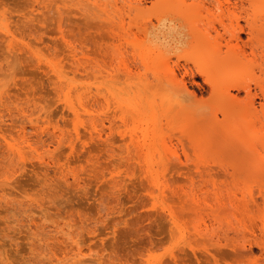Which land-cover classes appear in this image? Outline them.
I'll list each match as a JSON object with an SVG mask.
<instances>
[{"label": "rangeland", "instance_id": "rangeland-1", "mask_svg": "<svg viewBox=\"0 0 264 264\" xmlns=\"http://www.w3.org/2000/svg\"><path fill=\"white\" fill-rule=\"evenodd\" d=\"M161 1L0 0V264H264V0Z\"/></svg>", "mask_w": 264, "mask_h": 264}, {"label": "bare ground", "instance_id": "bare-ground-1", "mask_svg": "<svg viewBox=\"0 0 264 264\" xmlns=\"http://www.w3.org/2000/svg\"><path fill=\"white\" fill-rule=\"evenodd\" d=\"M131 1L133 2V0H131ZM163 1H164V0H163ZM163 1H161V4L163 3ZM185 1H186V0H185ZM213 1H214V0H213ZM257 1L259 2L260 0H257ZM165 2H166V1H165ZM217 2H218V0H217ZM244 2H245V1H244ZM246 2H247V1H246ZM248 2H249V1H248ZM254 2H255V1H254ZM127 3H128V2H127ZM215 3H216V2H215ZM256 3H257V2H256ZM256 3H255V4H256ZM259 3H260V2H259ZM262 3H263V2H262ZM133 4H134V3H133ZM180 4H182V3H180ZM165 5L167 6V4H165ZM165 5H164V6H165ZM183 5H185V4L183 3ZM194 5H195V4H194ZM216 5H217V3H216ZM218 5H219V4H218ZM220 5H221V4H220ZM260 5H261V4H260ZM172 6H173V5H171L170 7H172ZM250 6H251V5H250ZM256 6L258 7V5H256ZM263 6H264V4H263ZM186 7H187V5L184 6V8H186ZM196 7H197V6H196ZM196 7H195V8H196ZM218 7H220V6H218ZM243 7H244V6H243ZM243 7H242V8H243ZM168 8H169V7H168ZM168 8H167V9H168ZM223 8H224V7H223ZM223 8H220V9H223ZM254 8H255V7H254ZM261 8H262V7H261ZM261 8H260V9L258 8V9L261 11ZM124 9H125V8H124ZM136 9L139 10V8H136ZM186 9H187V8H186ZM192 9H193V8H192ZM220 9H218V11H219ZM228 9H229V8H228ZM256 9H257V8H256ZM168 10H169V9H168ZM194 10H195V9H194ZM194 10H193V11H194ZM253 10H254V9H253ZM263 10H264V9H262V11H261L262 13L264 12ZM124 11H125V10H124ZM160 11H161V10H160ZM163 11H164V10H163ZM166 11H167V10H166ZM187 11H188V10H187ZM195 11H196V10H195ZM251 11H252V10H251ZM145 12H146V11H145ZM164 12H165V11H164ZM175 12H176V11H175ZM184 12H186V11H184ZM184 12H183V13H184ZM188 12H189V11H188ZM190 12H192V11H190ZM228 12H229V11H228ZM252 12H253V11H252ZM127 13H128V12H127ZM129 13H130V9H129ZM148 13H149V11H148ZM223 13H224V12H223ZM232 13H233V12H232ZM255 13L257 14L258 11H254V15H253V17H249V18H251V19L253 18V20H254L253 24H252V22L250 21L251 24H252V25L249 24V26H250V28H251V29H250V32H253V34H255L256 31L258 30L257 34H258V33L260 34V35L258 34V36H262V35H264V23L261 22V21H264V19H263V20H260V19H261L262 17L264 18V16H263V15L260 16L261 18L259 17V18H260V19H259V18H258L259 14H257V15H258V16H257ZM141 14H143V12H141ZM186 14H188V13H186ZM186 14H185V15H186ZM213 14H214V13H213ZM252 14H253V13H252ZM189 15H190V13H189ZM192 15H193V14H192ZM192 15H191V16H188V17H192ZM254 16H255V17H254ZM185 17H186V16H185ZM194 17H195V16L193 15V18H194ZM210 17H211V16H210ZM222 17H223V16H222ZM249 18H248V19H249ZM186 19H187V18H186ZM214 19H215V18H214ZM256 19H258V20H256ZM221 20H222V19H221ZM229 20H230V19H229ZM259 20H260V22L262 23V24H260V25H258L259 23L256 22V21H259ZM188 21H189V20H188ZM217 21H218V20H217ZM222 21H223V20H222ZM231 21H232V19H231ZM248 21H249V20H248ZM209 22H210V21H209ZM109 23H110V22H109ZM211 23H212V22H211ZM222 23H223V22H222ZM256 23H257V24H256ZM111 24H113V26H117V24H115V23H111ZM114 24H115V25H114ZM215 24H216V23H215ZM220 24H221V23H220ZM224 24H225V27H227V26H226V23H224ZM231 25H232V24H231ZM256 25H257V26H256ZM111 26H112V25H111ZM113 26H112V28H113ZM209 26H210V25H209ZM105 27H106V26H105ZM214 27H215V26H214ZM106 28H107V27H106ZM118 28H119V27H117V29H118ZM212 28H213V27H212ZM227 28H228V27H227ZM240 28H241V27H240ZM119 29H120V28H119ZM216 29H217V27H216ZM111 30H112V29H111ZM211 30H212V29H211ZM223 30H224V29H223ZM228 30H230V29H228ZM241 30H243V28H241ZM244 30H245V29H244ZM118 31H119V30H118ZM190 31H191L192 34H193V31H192V30H190ZM231 31H232V30H231ZM234 31H235V29H233L232 32L234 33ZM114 32H116V31H114ZM197 32H198V31H196V33H197ZM215 32H216V31H215ZM217 32H218V31H217ZM238 32H239V31H238ZM254 32H255V33H254ZM236 33H237V32H236ZM197 34H199V33H197ZM226 34H227V33H226ZM228 34H229V33H228ZM234 34H235V33H234ZM234 34H233V35H234ZM257 34H256V36H257ZM261 34H262V35H261ZM118 35H119V34H118ZM196 36H197V35H196ZM200 36H201V35H200ZM254 36H255V35H254ZM258 36H257V37H258ZM232 37H233V36H232ZM239 38H240V36H239ZM239 38H238V36H237L236 39L238 40ZM254 41H255V40H254ZM258 42H259V41H258ZM105 43H106V42H105ZM105 43H103V44H105ZM257 44H258V43H257ZM259 44H260V43H259ZM101 45H102V44H101ZM105 46H106V45H105ZM107 46H108V45H107ZM107 46H106V47H107ZM237 46H239V45L237 44ZM257 46H258V45H257ZM261 46H262V45H261ZM100 47H101V46H100ZM107 48H108V47H107ZM72 49H73V48H72ZM74 49H75V48H74ZM101 49H102V47H101ZM219 49H220V48H219ZM227 49H228V48H227ZM229 49H231V48H229ZM229 49H228V50H229ZM103 50H104V49H102V52H103ZM229 51L233 52L232 49L229 50ZM229 51H228V52H229ZM118 52H119V51H118ZM122 52H123V51H122ZM83 53H84V52H83ZM104 53H106V52H104ZM108 53H110V52H108ZM108 53H107V54H108ZM115 53H116V52H115ZM135 53H137V52H135ZM214 53H215V52H214ZM221 53H222V52H221ZM221 53H220V54H221ZM77 54H79V53H77ZM102 54H103V53H102ZM118 54L120 55V52H119ZM118 54H117V57H118ZM126 54H127V53H126ZM105 55H106V54H105ZM105 55H104V58H105ZM111 55H113V54H111ZM127 55H128V54H127ZM215 55L217 56L218 53H216ZM230 55H231V54H230ZM237 55H238V54H237ZM113 56H114V55H113ZM211 56H212V55H211ZM218 56H219V55H218ZM218 56H217V58H216L218 62H217L216 60H215V61L211 60L212 57H210L209 59L212 61L211 64H213L214 67H215L216 69H218L217 71H219V73H220V71L226 67V66H225V67H222V66H223L222 62H223V63H227L226 61H228V58L224 59L225 57H227V55H226L225 57H223V55H222L223 58H221V57L218 58ZM124 57H125V56H124ZM240 57H242V56H240ZM118 58H119V57H118ZM109 59H110V58H109ZM212 59H213V58H212ZM219 59H220V60H219ZM222 59H224V60H222ZM112 60H113V58H112ZM79 61H81V60H79ZM89 61H90V60H89ZM115 61H116V59H115ZM229 61H231V58H230ZM90 62H91V61H90ZM113 62H114V61H113ZM220 62H221V63H220ZM85 63H86V62H85ZM109 63H110V62H108V64H109ZM111 63H112V62H111ZM214 63H215V64H214ZM218 63H219V65H218ZM75 64H77V63H75ZM205 64H207V63H205ZM220 64H221V65H220ZM228 64H229V63H228ZM228 64H227V65H228ZM78 65H79V64H78ZM213 65H212V66H213ZM216 65H217V66H216ZM75 66H76V65H75ZM219 66H221L222 69L219 68ZM262 66H263V65H262ZM86 67H87V66H86ZM91 67H92V66H91ZM91 67H90V68H91ZM207 67H208V66H207ZM76 68H80V67H76ZM87 68H88V67H87ZM104 68H105V67H104ZM116 68H117V67H116ZM82 69H83V68H82ZM121 69H122V68H121ZM201 69H202V68H201ZM206 69H207V68H206ZM78 70H79V69H78ZM113 70H114V69H113ZM118 70H119V69H118ZM162 70H163V69H162ZM249 70H250V69H249ZM92 71H94V69H92ZM95 71H96V70H95ZM163 71L167 72L166 69L163 70ZM168 71H169V70H168ZM84 72H85V70H84ZM88 72H89V71H88ZM88 72H87V73H88ZM176 72H177V71H176ZM204 72H205V71H203V73H204ZM262 72H263V71H262ZM122 73H123V72H122ZM132 73H134V72H132ZM169 73L172 74L171 77L169 76L171 79H172V77H173L174 79L176 78V77H175V76H176V75H175V72H174L173 70H171ZM205 73H206V72H205ZM207 73H208V72H207ZM207 73H206V74H207ZM254 73H255V72H254ZM85 74H86V73H85ZM117 74H118V72H117ZM117 74H116V75H117ZM126 74H127V73H126ZM134 74H135V73H134ZM166 74H167V73H166ZM209 74H210V73H209ZM122 75H123V74H121V76H122ZM58 76H60V75H58ZM86 76H87V75H86ZM128 76H130V75H128ZM133 76H134V75H133ZM133 76H130V77H133ZM203 76H205V75H203ZM118 77H119V76H118ZM167 77H168V76H167ZM215 77H216V75H215ZM60 78H61V77H60ZM98 78H99V77H98ZM119 78L122 79L123 77H122V78L119 77ZM130 79H132V78H130ZM174 79H173V80H174ZM176 79H177V78H176ZM246 79H247V78H246ZM251 79H252V78H251ZM173 80H172V81H173ZM213 80H215V79H213ZM176 81H177V80H176ZM243 81H245V80H243ZM246 81H247V80H246ZM174 82H175V81H174ZM178 82H179V79H178ZM175 83H177V82H175ZM179 83H180V82H179ZM181 83L183 84V81H181ZM181 83H180V84H181ZM59 84H60V83H59ZM256 84H257V83H256ZM263 84H264V83H263ZM64 85H65V83H64ZM242 85H243V84H242ZM181 86H182V85H181ZM181 86H179V88H180ZM243 86H244V87H245V86L247 87V88H244V89H243L244 91H245V90L247 91V89L249 90L248 85H246V84L244 83ZM249 86H250V84H249ZM256 86H257V85H256ZM261 86H262V85H261ZM177 87H178V86H177ZM183 87H185V86H183ZM237 87H238V86H236V88H237ZM262 87H263V86H262ZM262 87H261V88H262ZM263 88H264V87H263ZM237 89H238V88H237ZM239 89H240V90H238V91H241V87H239ZM102 90H104V89H102ZM250 90H251V89H250ZM7 91H8V90H7ZM104 92H106V91H104ZM248 92H249V91H248ZM5 93H6V92H5ZM60 93H61V92H60ZM106 94H107V93H106ZM250 94H251V93H250ZM228 95H229V97H231L232 99L229 98V97H228V98L231 99V100L233 101V102H230L231 106L235 108V105H236L237 100H235V98H233V97L231 96L230 92L228 93ZM248 95H249V94H248ZM105 96H106V95H105ZM249 96H250V95H249ZM10 98H11V97H10ZM108 98H110V97H108ZM225 98H226V97H225ZM3 99H4V97H3ZM105 99H106V98H105ZM233 99H234V100H233ZM5 102H7L6 99H5L4 103H5ZM99 102H100V101H99ZM226 102H228V101H226ZM100 103H101V102H100ZM228 103H229V102H228ZM2 104H3V103H2ZM7 104H8V103H7ZM109 104H110V103H109ZM251 104H252V103H251ZM8 105H9V104H8ZM8 105H7V106H8ZM253 105H254V104H253ZM1 106H2V105H1ZM9 106H10V105H9ZM95 106H96V105H95ZM231 106H230V107H231ZM4 107H5V106H4ZM93 107H94V106H93ZM232 107H231V108H232ZM21 108H22V107H21ZM227 108H229V107H227ZM239 108H240V107H239ZM70 109H73V110H74L75 108H74L73 106H72V107L70 106ZM229 109H230V108H229ZM246 109H247V108H246ZM227 110H228V109H227ZM76 111H77V110H76ZM244 111H245V110H244ZM232 112H233V110H232ZM23 113H24V112H23ZM65 113H66V112H65ZM67 113H68V112H67ZM253 113H254V112H253ZM24 114H26V113H24ZM31 114H32V113H31ZM34 114H35V113H34ZM76 114H77V113H76ZM234 114H236V113L233 112L232 115H234ZM238 114H239V113H238ZM255 114H256V113H255ZM255 114H254V115H255ZM49 115H50V114H49ZM49 115H48V116H49ZM64 115H65V114H64ZM110 115H111V114H110ZM110 115H107V116L109 117ZM249 115H250V113H249ZM249 115H248V116H249ZM31 116H33V115H31ZM71 116H72V115H71ZM227 116H228V115H227ZM234 116H235V115H234ZM256 116H258V115H256ZM49 117H50V116H49ZM66 117H67V116H66ZM110 117H112V115H111ZM235 117H239V116H235ZM235 117H234V119H236ZM259 117H260V116H259ZM70 118H71V117H70ZM115 118H116V117H115ZM246 119H247V118H246ZM249 119H250V117H249ZM249 119H248V120H249ZM251 119H252V118H251ZM39 120H41V119H39ZM248 120H247V121H248ZM27 121H28V120H27ZM36 121H37V120H36ZM36 121H35V122H36ZM102 121H103V120H102ZM110 121H111V120H110ZM110 121H109V122H110ZM229 121H230V120H229ZM234 121H235V120H234ZM234 121H233V122H234ZM22 122H23V121H22ZM33 122H34V120H33ZM33 122H32V123L30 122L29 124H34ZM39 122H40V121H39ZM109 122H108V123H109ZM112 122H113V121H112ZM112 122H111V123H112ZM260 122H261V121H260ZM230 123H231V122H230ZM262 123H263V122H262ZM262 123H259V124H262ZM23 124H24V123H23ZM39 124H40V123H39ZM113 124H114V123H113ZM113 124H112V125H113ZM115 124H116V123H115ZM19 125H22V124H19ZM34 125H36V124H34ZM102 125H103V123H102ZM109 125H110V124H109ZM112 125H111V126H112ZM248 125H249V124H248ZM248 125H247V126H248ZM262 125H264V124H262ZM24 126H25V124H24ZM31 126H32V125H31ZM99 126H100V125H99ZM247 126H246V127H247ZM20 127H21V126H20ZM38 127H39V126H38ZM93 127H94V126H93ZM106 127H108V126H106ZM112 127H113V126H112ZM112 127H111V128H112ZM242 127H243V126H242ZM249 127H251V126H249ZM23 128H24V127H23ZM94 128H95V127H94ZM98 128H100V127H98ZM111 128H109V129H111ZM101 129L103 130V128H101ZM106 129H108V128H106ZM106 129H105V131H106ZM112 129H113V128H112ZM247 129H248V128H247ZM251 129H252V127H251ZM253 129H255V128H253ZM1 130L4 131V129H1ZM24 130H25V129H24ZM39 130H40V129H39ZM27 131H28V130H27ZM94 131H95V130H94ZM100 131H101V130H100ZM100 131H99V132H100ZM110 131H111V130H110ZM112 131H113V130H112ZM146 131H147V130H146ZM240 131H241V130H240ZM256 131H257V130H256ZM261 131H262V130H261ZM19 132H20V131H19ZM21 132H22V130H21ZM91 132H92V131H91ZM103 132H104V131H103ZM245 132H246V131H245ZM263 132H264V129H263L262 133H263ZM0 133H1V131H0ZM93 133H95V132H92V134H93ZM105 133H106V132H105ZM247 133H249V131H248ZM259 133H260V132H259ZM262 133H261V134H262ZM2 134H3V132H2ZM25 134H26V133H25ZM63 134H65V133L63 132ZM63 134H62V135H63ZM95 134H96V133H95ZM237 134H238V133H237ZM252 134H253V133H252ZM256 134H258V133H256ZM261 134H260V135L258 134V136H259L258 138L260 139V140L257 141V144H258V145H259V144L262 145V143H258V142L264 140L263 138H261ZM4 135H5V132H4ZM101 135H102V133H101ZM106 135H108V134H106ZM106 135H105V136H106ZM109 135H110V134H109ZM109 135H108V136H109ZM147 135H148V134H147ZM147 135H146V137H147ZM151 135H153V133H152ZM151 135H150V136H151ZM247 135H248V134H247ZM247 135H245L246 142H247V144H249V146H251L250 144H251L252 142H251V141H250V143H248V142H249V140H250V137H252L254 134H253L252 136H250V137H248ZM249 135H251V133H250ZM6 136H7V135H6ZM22 136H23V135H22ZM63 136H64V135H63ZM92 136H93V135H92ZM110 136H111V135H110ZM110 136H109V137L106 136L107 138H105V139H108V138H109V140H112V139H110ZM153 136H155V135H153ZM246 136H247L248 138H247ZM254 136H255V135H254ZM262 136H263V134H262ZM19 137H20V136H19ZM114 137H115V136H113V139H115ZM263 137H264V136H263ZM5 138H6V137H5ZM20 138H21V137H20ZM62 138H63V137H62ZM62 138H59V140L62 139ZM80 138H81V137H80ZM98 138H100V140H101L100 135L97 137V139H98ZM111 138H112V137H111ZM229 138H230V137H229ZM252 138H253V137H252ZM255 138H257V137H255ZM9 139H10V136L7 138V140L4 139L5 141L3 140V143L6 142L8 148L11 149L12 146H11V143H9V141H8ZM21 139H22V138H21ZM56 139H57V138H56ZM63 139H64V138H63ZM65 139H66V138H65ZM97 139H96V140H97ZM133 139H134V138H133ZM146 139H147V138H145V140H146ZM150 139H151V138H150ZM152 139H153V138H152ZM0 140H1V139H0ZM12 140H13V141H12ZM12 140H10V141H11V142H14V139H12ZM59 140H58V141H59ZM93 140L95 141V139H93ZM98 140H99V139H98ZM109 140H108V141H109ZM256 140H257V139H256ZM7 141H8V142H7ZM52 141H53V140H52ZM113 141H114V140H113ZM117 141H118V140H117ZM117 141H116V142H117ZM120 141H121V140H120ZM132 141H133V140H132ZM65 142H66V140H65ZM72 142H73V141H72ZM102 142H105V141H102ZM114 142H115V141H114ZM133 142H134V141H133ZM241 142H242V141H241ZM262 142H264V141H262ZM6 143H5V146H6ZM98 143H99V142H98ZM253 143H254V141H253ZM253 143H252V146L254 145ZM1 144H2V141H1L0 145H1ZM106 144H107V141H106L105 145H106ZM114 144H116V143H114ZM133 144H134V143H133ZM139 144H140V143H139ZM2 145H3V144H2ZM59 145H60V144H59ZM62 145H63V144H62ZM62 145H61V146H62ZM108 145H109V144H108ZM116 145H119L118 142H117ZM122 145H123V144H122ZM130 145H131V144H130ZM136 145H137V143H136ZM255 145H256V144H255ZM76 146H77V145H76ZM137 146H138V145H137ZM243 146H244V143H243ZM243 146H242V147H243ZM252 146H251V147H252ZM262 146H264V145H262ZM1 147H3V149L6 148V147H4V145H3V146H0V148H1ZM104 147H105V146H104ZM106 147H107V146H106ZM109 147H110V145H109ZM120 147H121V146H120ZM141 147H142V146H141ZM155 147H156V145H155ZM8 148H6V149H8ZM13 148H14V147H13ZM111 148H112V146H111ZM114 148H115V147H113V149H114ZM134 148H135V150H136V146L133 147V151H134ZM138 148H139V147H138ZM252 148H253V147H252ZM256 148H257V147H256ZM6 149L4 150V152L6 151ZM130 149H131V148H130ZM130 149H129V150H130ZM247 149H248V148H247ZM74 150H75V149H74ZM76 150H77V149H76ZM248 150H249V149H248ZM253 150H254V148H253ZM253 150H252V151H253ZM7 151H9V150H7ZM113 151H114V150H113ZM113 151H111V152H113ZM2 152H3V151H2ZM2 152H1V157H3L2 154H8V153H4V152L2 153ZM9 152H10V151H9ZM13 152H14V151H13ZM114 152H115V151H114ZM129 152H130V151H129ZM75 153H76V152H75ZM130 153H131V152H130ZM141 153H142V152H141ZM10 154H11V153H10ZM14 155H15V154H14ZM153 155H154V153H153ZM10 156H11V155H10ZM154 156H155V155H154ZM4 158H6V157H4ZM4 158H3V159H4ZM129 159H130V158H129ZM263 160H264V159H263ZM4 161H5V159H4ZM12 161H13V160H12ZM2 163H3V161H2ZM2 163H1V165H2ZM12 163H13V162H12ZM98 168H99V167H98ZM128 168H130V167H128ZM263 168H264V167H263ZM99 169H100V168H99ZM102 169H103V168H102ZM140 169H143V168H140ZM145 170H146V169H145ZM154 170H155V169H154ZM261 171H262V169H261ZM141 172H142V171H141ZM155 173H156V172H155ZM157 175H158V174H157ZM148 178H149V177H148ZM157 178H158V177H157ZM114 179H115V178H114ZM146 179H147V178H146ZM112 180H113V179H112ZM150 181H153V179L150 180ZM115 182H116V181L114 180V183H113V184H116ZM153 182H154V181H153ZM113 186H114V185H113ZM194 199H195V198H194ZM216 199H218V198H216ZM244 201H245V200H243L242 202L245 203ZM220 202H221V201H220ZM242 202H241V203H242ZM246 202H248V201L246 200ZM196 203H197V202H196ZM225 203H226V202H225ZM248 203H249V202H248ZM250 203H251V202H250ZM245 204H246V203H245ZM245 204H244V205H245ZM79 250H80V249H79ZM72 252H73V251H72ZM79 252H80V251H79ZM80 253H82V252H80ZM82 254H83V253H82ZM82 254H80V255H82ZM58 261H59V260H58Z\"/></svg>", "mask_w": 264, "mask_h": 264}]
</instances>
